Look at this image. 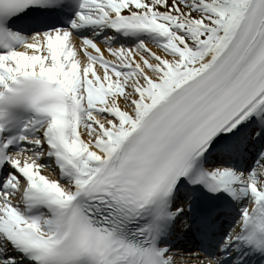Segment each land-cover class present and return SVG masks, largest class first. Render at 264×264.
<instances>
[{"label": "snow or ice", "instance_id": "1", "mask_svg": "<svg viewBox=\"0 0 264 264\" xmlns=\"http://www.w3.org/2000/svg\"><path fill=\"white\" fill-rule=\"evenodd\" d=\"M0 264H264V0H0Z\"/></svg>", "mask_w": 264, "mask_h": 264}, {"label": "bare ground", "instance_id": "2", "mask_svg": "<svg viewBox=\"0 0 264 264\" xmlns=\"http://www.w3.org/2000/svg\"><path fill=\"white\" fill-rule=\"evenodd\" d=\"M53 179L55 178V177H52Z\"/></svg>", "mask_w": 264, "mask_h": 264}]
</instances>
